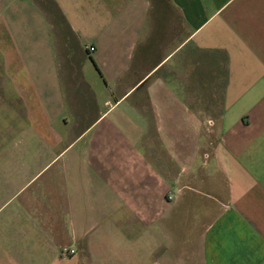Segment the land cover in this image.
<instances>
[{"label":"crops","instance_id":"crops-1","mask_svg":"<svg viewBox=\"0 0 264 264\" xmlns=\"http://www.w3.org/2000/svg\"><path fill=\"white\" fill-rule=\"evenodd\" d=\"M0 264H264V0H0Z\"/></svg>","mask_w":264,"mask_h":264},{"label":"built area","instance_id":"built-area-1","mask_svg":"<svg viewBox=\"0 0 264 264\" xmlns=\"http://www.w3.org/2000/svg\"><path fill=\"white\" fill-rule=\"evenodd\" d=\"M88 49H89V52H91V51H94L95 50V47L94 46H92V45H89L88 47H87ZM75 250L74 249H72V250H70L68 253H66L65 252V254L63 253V256H68V254H71V253H73Z\"/></svg>","mask_w":264,"mask_h":264}]
</instances>
